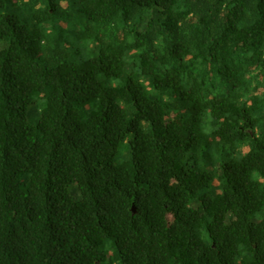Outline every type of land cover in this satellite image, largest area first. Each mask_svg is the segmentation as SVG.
I'll list each match as a JSON object with an SVG mask.
<instances>
[{
  "label": "trees",
  "instance_id": "trees-1",
  "mask_svg": "<svg viewBox=\"0 0 264 264\" xmlns=\"http://www.w3.org/2000/svg\"><path fill=\"white\" fill-rule=\"evenodd\" d=\"M75 2L0 0V264H264V0Z\"/></svg>",
  "mask_w": 264,
  "mask_h": 264
},
{
  "label": "rangeland",
  "instance_id": "rangeland-1",
  "mask_svg": "<svg viewBox=\"0 0 264 264\" xmlns=\"http://www.w3.org/2000/svg\"><path fill=\"white\" fill-rule=\"evenodd\" d=\"M61 3H62V7L65 8V7H66V2L61 1ZM67 3H68V2H67ZM72 3H73V5L76 4L75 0H72ZM75 8H77V7L74 5V6L72 7L73 11L76 10ZM3 13H7V10L4 11ZM74 13H75V12H74ZM74 20H75V22H77V20H79V18L77 17V18H75ZM57 23L60 25V27H62L63 25L66 26V23H65V22H61V20H58ZM35 110H36V108H35V106H33V107H32V112H31V115H30V119H31L32 123H36V120H35V119L33 120V116L35 115V114H34V113H35ZM72 188H73V186H72V185H69V191H72V192H71V196H72L74 199H78V198L80 197V196H79V193L73 191Z\"/></svg>",
  "mask_w": 264,
  "mask_h": 264
}]
</instances>
